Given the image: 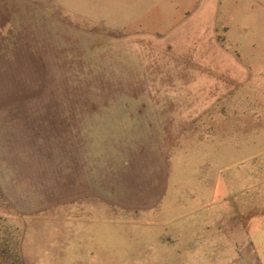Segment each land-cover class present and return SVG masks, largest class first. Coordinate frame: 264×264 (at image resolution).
Masks as SVG:
<instances>
[{
    "label": "rangeland",
    "instance_id": "1",
    "mask_svg": "<svg viewBox=\"0 0 264 264\" xmlns=\"http://www.w3.org/2000/svg\"><path fill=\"white\" fill-rule=\"evenodd\" d=\"M0 264H264V0H0Z\"/></svg>",
    "mask_w": 264,
    "mask_h": 264
}]
</instances>
